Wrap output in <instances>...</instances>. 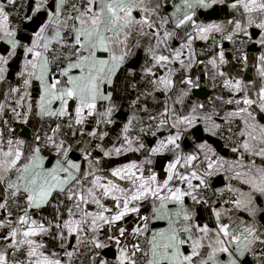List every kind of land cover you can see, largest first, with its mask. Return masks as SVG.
<instances>
[{
    "label": "snow or ice",
    "instance_id": "6c2138e0",
    "mask_svg": "<svg viewBox=\"0 0 264 264\" xmlns=\"http://www.w3.org/2000/svg\"><path fill=\"white\" fill-rule=\"evenodd\" d=\"M0 264H264V0H0Z\"/></svg>",
    "mask_w": 264,
    "mask_h": 264
}]
</instances>
